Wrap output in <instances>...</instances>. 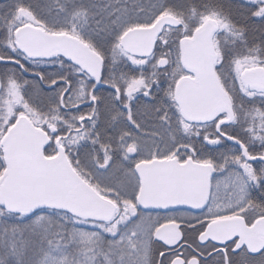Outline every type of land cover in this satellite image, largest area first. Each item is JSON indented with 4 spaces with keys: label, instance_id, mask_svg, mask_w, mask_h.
Wrapping results in <instances>:
<instances>
[{
    "label": "snow or ice",
    "instance_id": "obj_1",
    "mask_svg": "<svg viewBox=\"0 0 264 264\" xmlns=\"http://www.w3.org/2000/svg\"><path fill=\"white\" fill-rule=\"evenodd\" d=\"M0 264H264V0L0 2Z\"/></svg>",
    "mask_w": 264,
    "mask_h": 264
},
{
    "label": "trees",
    "instance_id": "obj_2",
    "mask_svg": "<svg viewBox=\"0 0 264 264\" xmlns=\"http://www.w3.org/2000/svg\"><path fill=\"white\" fill-rule=\"evenodd\" d=\"M0 2H3V0H0Z\"/></svg>",
    "mask_w": 264,
    "mask_h": 264
}]
</instances>
